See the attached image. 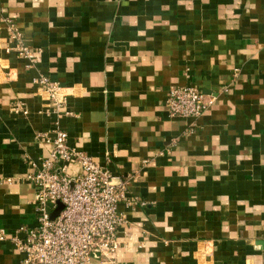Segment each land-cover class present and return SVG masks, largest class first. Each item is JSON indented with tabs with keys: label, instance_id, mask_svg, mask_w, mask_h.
Returning <instances> with one entry per match:
<instances>
[{
	"label": "crops",
	"instance_id": "crops-1",
	"mask_svg": "<svg viewBox=\"0 0 264 264\" xmlns=\"http://www.w3.org/2000/svg\"><path fill=\"white\" fill-rule=\"evenodd\" d=\"M7 21L34 68L7 51ZM41 75L68 94L60 115ZM186 85L214 99L197 121L166 105ZM56 125L136 201L119 204L127 223L106 264H264V0H0V229L10 237L37 224L28 160L50 154ZM23 257L0 241V264Z\"/></svg>",
	"mask_w": 264,
	"mask_h": 264
},
{
	"label": "built area",
	"instance_id": "built-area-1",
	"mask_svg": "<svg viewBox=\"0 0 264 264\" xmlns=\"http://www.w3.org/2000/svg\"><path fill=\"white\" fill-rule=\"evenodd\" d=\"M19 58L28 61L27 68L35 67V53L27 48L16 25L7 21ZM34 82L48 96L51 111L60 115L67 106L68 94L58 82L41 75ZM210 94L192 86H175L168 92L166 105L173 118L199 120L212 106ZM23 110L22 104L18 106ZM24 114H28L23 110ZM54 138L48 141L50 154L39 161L28 160L32 172L28 181L36 186L33 206L37 216L34 227L22 229L8 236L0 229V241H12L24 255L20 264H101L111 262L120 244L118 230L127 218L118 210L121 202L136 205L127 197L128 183L118 181L91 156L77 151L68 144V134L55 126ZM72 164H79L81 172L69 173ZM63 204L56 219L51 214Z\"/></svg>",
	"mask_w": 264,
	"mask_h": 264
},
{
	"label": "water",
	"instance_id": "water-1",
	"mask_svg": "<svg viewBox=\"0 0 264 264\" xmlns=\"http://www.w3.org/2000/svg\"><path fill=\"white\" fill-rule=\"evenodd\" d=\"M63 210V204L62 203H58V207L56 208V210L51 214V218L54 220L56 219L60 213L62 212Z\"/></svg>",
	"mask_w": 264,
	"mask_h": 264
}]
</instances>
